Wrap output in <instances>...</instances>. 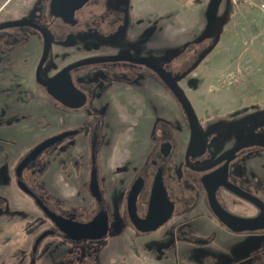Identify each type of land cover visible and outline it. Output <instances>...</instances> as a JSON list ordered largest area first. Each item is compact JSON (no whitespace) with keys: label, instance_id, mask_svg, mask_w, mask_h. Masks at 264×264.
<instances>
[{"label":"rangeland","instance_id":"1","mask_svg":"<svg viewBox=\"0 0 264 264\" xmlns=\"http://www.w3.org/2000/svg\"><path fill=\"white\" fill-rule=\"evenodd\" d=\"M46 1L49 5L50 0H6L0 10V19L16 7L18 13L29 9V17L36 15L43 22L54 19L48 37L55 54H50L42 77L49 70L56 72L84 58L118 54L148 60L166 70L181 87L204 124L219 121L224 123L226 131H231L233 125L246 128V132L238 129L233 135L224 136L221 139L224 147L264 137L260 132L261 127L264 129L263 55L258 54V68L253 75L228 72L230 75L218 76L208 85L211 77L207 69L213 68V61L204 64L206 54L213 48L211 57H219L220 45L215 47V43L224 32L219 36L218 33L207 36L201 28L191 29L190 21L185 20L189 10L187 3L180 7L174 0H111L116 4L108 13L103 6L92 2L78 15L82 18L93 14L97 20L90 28H97L98 32L80 35L78 41L66 40L64 46H59L53 44V35L64 32L65 25L48 14ZM170 7L180 8L172 11ZM24 31L23 28L0 31V71L4 73L0 76V264H264V230L249 232L252 252L235 259L233 248L245 241L241 240L243 234L207 224L199 214L207 212L202 200L197 202L200 211L196 207L198 211L185 212L181 207L180 215L158 232L139 235L132 231L123 213V200L127 197V184L135 167L151 157L152 131L159 125L153 116L182 128V131L177 130L176 136L180 147L184 148L187 139L184 111L164 84L153 81L152 71L129 62L76 69H99L104 77L78 81V88L93 100L78 111L67 110L36 86L34 69L42 52V38ZM29 35L39 38L38 45L29 39ZM64 35H67L66 31ZM30 42L34 44L31 46ZM244 42L240 41L239 47H244ZM85 55L88 56L83 58ZM92 55L97 56L89 57ZM12 80L18 87L10 84ZM26 90L30 91V99ZM95 120L104 122L100 186L104 192V206L111 210L107 237L73 245L61 235L46 237L37 254L33 255L35 239L45 230L52 229V225L18 190L14 177L17 167L47 136L84 127L78 137L39 156L37 167L44 165L43 174L36 176L38 180L33 186L52 210L60 214L73 211L86 222L97 208L88 188V138ZM257 120L260 122L255 123ZM159 126L165 131L171 128L167 123ZM257 156V163L264 164V152ZM73 157L79 170L71 171L63 164ZM27 173H24L25 177ZM196 225L204 230L194 231Z\"/></svg>","mask_w":264,"mask_h":264},{"label":"flooded vegetation","instance_id":"2","mask_svg":"<svg viewBox=\"0 0 264 264\" xmlns=\"http://www.w3.org/2000/svg\"><path fill=\"white\" fill-rule=\"evenodd\" d=\"M92 2L100 5L101 7L103 6L105 11H107L108 13H110V11L113 10V7H115V4H116L115 2H112L111 0H100V1L99 0L98 1L91 0L86 5H84L81 9H79L75 12V14H74L75 23L74 24H67L60 19L62 24L65 25L64 29H65L67 35H64L65 31L61 32V33H55L53 35V44L57 43L59 46H64L63 44L66 42V40L78 41L80 35H84V34L85 35H91L92 33L98 32L97 28H90V26L93 24V22L95 20H97L93 14H91L90 16L83 15L82 18L80 15H78L79 12L83 11L88 6V4H90ZM47 4H48V1H47ZM47 6L48 7L50 6V2H49V5H47ZM48 14L51 15L49 8H48ZM27 18H31L30 20L41 25L42 27H45L47 30V34H48V31L51 30L50 28L52 26V22L54 21V19H48L46 22H43L36 15H33L31 17L28 16ZM27 18H25V19H27ZM12 21H16V20H12ZM3 22H8V21H0V23H3ZM23 29L26 30L24 32H31V33H34V34L38 35L39 37H41L42 43H43V37L38 31H35L33 29H30V28H23ZM27 40H28V38H25V41H27ZM50 44H51V41H50ZM52 47H53V45H51L50 54H52V56H53L55 54V52H53ZM42 48H43V45H42ZM41 54H42V52H41ZM50 54H49L47 62L45 63L46 65L49 61ZM112 55L121 56L118 54H112ZM93 56H97V55H92L89 57H93ZM114 56H109V57H114ZM40 57H41V55L37 59L35 69H34L35 79H36V68H37L38 63L40 61ZM122 57H127V56H122ZM94 58H106V57H94ZM88 59H93V58H88ZM84 60H86V59L84 58ZM71 65H73V64L66 65V66L58 69L56 72H52L51 70H49V72H46L45 77H42V75H41V77L45 80L51 79V78L55 77L58 73H60L63 69H65ZM45 67L46 66L44 65L42 68V71L44 70ZM76 69H78V68H76ZM76 69L71 70L70 75H71L72 82L77 89H79L77 86L78 81L84 82V81H86V79L88 77H90L92 79H95L96 77H104V73L102 71H100L99 69H92V70L90 69L89 71H86V70H77L76 71ZM149 70L152 71L151 69H149ZM0 76L1 77L4 76V73L1 71H0ZM152 77H153V81L157 82L158 85H160V83L164 84L154 72H153ZM87 81H88V79H87ZM10 84L15 85L14 87H18L17 82L15 80H12ZM36 84H37L36 86H38L40 89H42L44 92L47 93V89L44 86L40 85L37 82V80H36ZM12 88H13V86L10 89L12 90ZM24 89H29V88H24ZM82 92L85 93L84 91H82ZM25 93L28 95V98L30 99L31 98L30 91L26 90ZM47 95L50 98V100L54 101L55 103H57L61 107L66 108L67 110H70V111H78V110L84 108V106H86L88 102H92V100H93V99L89 98V96L86 94L87 100H86V103L83 107H81L79 109H69V108L65 107V105L63 103L57 101L48 93H47ZM252 114H254V113H251V115ZM153 117L156 118L155 123L159 122V125H160V123H164V124L167 123V124H169V126H171V128L169 131H165L162 128H160V126L158 125V128L155 127L154 131H152V138L151 139L153 142V148H152V151L150 152L151 157L150 158L148 157L146 160H144L140 166L135 167L134 172L131 174L130 179H129L128 184H127V187H128L127 197H128V193H129L132 185L134 184V182L142 179L144 182V185H143V188H142V190L138 196L136 205H137L138 216L142 219H145L148 215V209H149L152 187H153V184H154L156 177L159 176L162 178V180L164 182V187L167 191L168 200L170 202H172L174 205V211H173L172 215L168 218L167 222H165L157 230H155L153 232H147V233L141 232L133 225V223L131 222V220L129 218L128 211H127V197H126L125 200H123V205H124L123 213L125 214V217L129 223L130 229L132 231H134L135 233H137L139 235H149V234L158 232L159 230H161V228H163L166 224H168L174 217H176V215H178V214L180 215V213H178V212H179L181 207L185 209V212L189 211L191 209L197 210V208H196V207H198L197 202L199 200H202L203 201L202 203L205 206V209L207 210V212L206 213L205 212H199V214H200V216H202V218L207 220L206 223L207 224L211 223L212 225L217 227L219 230H226L227 232L228 231L232 232L223 223H221L216 218L214 213L212 212L210 205H209L207 192H206V189H205L204 183H203V180H205L207 178L208 179L211 178L209 181L207 179L208 185H213L219 181L222 182L223 177H224V172L225 173L227 172V181L229 183H231L232 185L242 189L243 191L247 192L248 194L260 199L264 204V198L260 197L261 195L264 197V164L263 163H257L258 162L257 153L264 152V147L251 146V147L241 149L240 151L235 153L234 158L231 159L230 161L224 160L223 162L213 166L214 163H216V161L219 160L220 157H222L228 151L236 148L238 145H240L244 142H247V141H252V140H264V137L248 139V140H245V141H242L239 143H235L233 145H229L228 147H224V143H222V140H221L224 136L228 137L230 135H233V132L235 130H238V129L240 131L246 132V128L243 126L235 127L233 125V127H232L233 129L231 131H226L225 130L226 126L224 125V123H220L219 121H216L215 123H208L206 125L202 121H200L197 117L198 124L202 130V134H203L204 140L206 142L205 150L200 155V154H197L200 152L199 149H192L188 152V147H189L190 139H191V131H190L189 123H188L186 116L185 117L187 120V126H186V128H187V139L183 145L184 148L182 147L183 149L180 147V142L176 136L177 130L182 131V128L179 129L176 125L174 126L171 122L161 120V118L158 117L157 115H154ZM102 119H104V117H102ZM232 121L234 122L235 120L233 119ZM257 122H260V121L259 120L255 121V123H257ZM8 124H11V123H8ZM103 124H104V122L101 123L100 121H97V120L93 121V123L91 124V127H90V134H89V138H88V140H89L88 163L90 164V174H91L92 169L96 168L99 188L101 187L100 184H102V182H100V178H101V151H102L103 142H104V138H105L103 136V131H102ZM39 125H40V123H39ZM2 129H4V128H1V130ZM83 129L85 130L84 127H79V128H74V129H65L58 134H53V135L47 136L42 141L37 143V145L35 147H37L42 142H44L50 138H53V137H55L61 133H64L67 131H77V133L74 136L66 138V139L54 144L53 146H51L45 150V151H50V150L62 145L66 141L74 139L75 137H78L79 135H81L83 133ZM260 132H262L261 134H263L262 136H264V129L262 127L260 128ZM166 144H170V146H171V151L168 155L164 154L165 151L163 149V146ZM253 149H258V150L252 151ZM44 152H42L40 155H42ZM253 152H255V153H253ZM173 154H174V157H172ZM40 155H38L34 160H32L31 162H29L27 164V166L22 170L19 177L17 176V173L14 177H15V181H16V185H17L18 190L21 193H23L24 195H26L28 197V199L34 203L35 207L43 214L45 220H47L52 225V229H48V230L44 231V232H46V231H52L53 232V234L50 236H47V238L52 237V236L54 237L57 235H61L68 242H71L70 244H72V245H73V243L77 244L78 242H82L84 240L101 241V240L105 239L107 237V235L101 239H96V240L83 239V240L76 241V240L70 239L63 232L58 230L55 223L43 212L41 207L38 206V204L36 203V200L33 197H31L30 195L23 192L19 188L18 182L21 181L28 189H30L36 195V199H38L39 203L43 207L47 208L50 212H52L58 216H61V217L66 218V219L71 218L72 220L79 222V223H88L91 220H93V218H95L100 212H105L109 218V229H108V232H109L110 224H111V218H110L111 214H109L110 208L106 209L104 206V200L105 199H104V192L102 190V187L100 188V192H101V196H102L100 201H97L96 198L91 195V197L94 199V201L97 205V208L95 209V213L93 214V216L89 220H87L86 222L81 221L80 218L78 217V214L73 212V211H68L66 213L60 214L59 212L52 210L50 208V206L48 205V203L46 202V200L36 193L34 186H33V183L37 182V180H38V179H36L37 175L43 174L42 168L44 166L43 165V166L37 167V161H38V158ZM71 159H76V158L73 157ZM70 160L68 159L63 164L66 165L67 167H69L68 162ZM125 166L128 167L127 164ZM211 166H213V167H211ZM205 167H207L206 170H203V171L199 170V169H203ZM26 171H28V173H27V176L25 177L24 173ZM89 183H90V177H89ZM88 188H89V184H88ZM188 194H190V198L188 197ZM216 199L219 202V204L227 212H229L232 215L238 216V217L255 218L261 212L259 207L256 204H253L252 202L237 196L235 193H233L232 191H230L229 189L225 188L222 185L219 186V188L217 189ZM238 206H240V208H238ZM198 210L200 211V208ZM188 214L189 213H187V215ZM207 224H205V225H207ZM201 229L204 230V228H201L200 225L199 226L196 225V227L194 228V231L200 233ZM44 232H42L41 234H43ZM0 233H2L1 229H0ZM237 234H240V233H237ZM242 234L247 235V234H249V232H245ZM37 238L35 239V241L37 240ZM47 238H44L40 242L35 253H34V246H35V241H34L33 248H32L33 249V255L37 254L39 247H41L43 241ZM16 252L17 251H15V254H16ZM31 253H32V251H31Z\"/></svg>","mask_w":264,"mask_h":264},{"label":"water","instance_id":"3","mask_svg":"<svg viewBox=\"0 0 264 264\" xmlns=\"http://www.w3.org/2000/svg\"><path fill=\"white\" fill-rule=\"evenodd\" d=\"M90 1L91 0H50V14L55 18L61 19L67 24H74L75 12L81 9ZM10 28H30L35 31H38L42 35L43 48L40 61L36 68V80L40 85L44 86L47 89V93L49 95H51L57 101L63 103L65 107L69 109H79L85 105L87 100L86 94L74 86L70 75L71 70L94 64L114 63L120 61L142 65L147 67L148 69H151L170 90V92L184 111L185 116L187 117L191 131V139L188 147V152L192 149H199L200 152L197 154L200 155L204 152L206 142L204 140L202 130L198 124L197 116L194 112V109L191 103L189 102L188 98L186 97L184 91L168 75L166 70L162 69L158 65L148 60L114 56L106 58L86 59L77 62L63 69L55 77L45 80L41 77V71L43 66L47 62L51 51L50 39L48 37L46 28L42 27L41 25L35 23L30 19H22L0 23V31ZM76 133L77 131H67L39 144L31 152H29V154H27L23 161H21V163L18 165L16 171L17 176L19 177L22 170L27 166V164L34 160L46 149L66 138L74 136ZM251 146L264 147V140H252L238 145L236 148L228 151L222 157H220L219 160H217L213 166L223 162L224 160L230 161L234 158L235 153H237L241 149ZM163 149L165 151L164 154L168 155L171 151L170 144L164 145ZM206 169L207 167L199 170L203 171ZM207 179L203 180V183L207 192L209 205L212 212L221 223H223L229 230L234 233L255 232L264 230V204L260 199L248 194L242 189L229 183L227 181V172H224L222 182L219 181L213 185H208V181L211 178L208 179V181ZM143 185L144 182L142 179L135 181L132 185L127 197V211L133 225L139 231L147 233L157 230L165 222H167L168 218L172 215L174 211V205L168 200L167 191L164 187V182L162 178L157 176L152 187L148 215L145 219L140 218L137 214L136 203L138 196L143 188ZM221 185L235 193L237 196L248 200L253 204H256L261 211L260 214L255 218H242L227 212L216 199L217 189ZM18 186L23 192L30 195L36 200L38 206H40L43 212L55 223L58 230L63 232L70 239L76 241L83 239L96 240L101 239L107 235L109 229V218L105 212H100L95 218H93V220L88 223H79L72 220L71 218L66 219L61 216H58L50 212L47 208L43 207L39 203L38 199H36V195L30 189H28L21 181L18 182ZM89 191L91 195L96 198L97 201L101 200L102 196L99 188L96 168H93L90 174ZM52 234V231H46L37 238V240L35 241L34 253L36 252L40 242L44 238Z\"/></svg>","mask_w":264,"mask_h":264},{"label":"crops","instance_id":"4","mask_svg":"<svg viewBox=\"0 0 264 264\" xmlns=\"http://www.w3.org/2000/svg\"><path fill=\"white\" fill-rule=\"evenodd\" d=\"M5 1L0 0V10ZM263 1L249 0L245 3L243 0H181V3H178L180 7L186 3L189 6L185 20L190 21L191 29L201 28L207 36L213 33H218L219 36L221 32H228L226 37L224 33L220 35L215 43V47L220 45L217 51L218 58L211 57L213 48L207 51L204 64L208 60L213 61L211 66L213 68L207 69V74L211 77L207 81L208 85L216 81L218 76L230 75L228 72L234 75L250 76L258 68L256 62L258 54L261 53L264 57V13L254 4ZM45 5L47 7V1ZM180 7L170 8L172 11H177ZM18 10L17 7L10 9L9 14L0 21L21 20L28 17L29 9L22 10L20 13ZM29 39L38 45L39 38L36 35H29ZM242 40L246 45L239 47ZM34 42H30V45L32 46ZM252 45L254 48L251 49ZM218 63L219 65L215 67ZM242 238L241 240L245 241L239 242L238 246L233 248L235 259L246 257L252 252L251 243H248L251 241L249 235H243Z\"/></svg>","mask_w":264,"mask_h":264},{"label":"trees","instance_id":"5","mask_svg":"<svg viewBox=\"0 0 264 264\" xmlns=\"http://www.w3.org/2000/svg\"><path fill=\"white\" fill-rule=\"evenodd\" d=\"M174 1L177 2V3H181V0H174ZM68 165H69L68 168H70L71 171L74 170L75 168H76V169L78 168V170H79V167H77V164L75 163V159H71V160L68 162ZM69 174H70V173H69ZM136 254H138V253L136 252Z\"/></svg>","mask_w":264,"mask_h":264},{"label":"built area","instance_id":"6","mask_svg":"<svg viewBox=\"0 0 264 264\" xmlns=\"http://www.w3.org/2000/svg\"><path fill=\"white\" fill-rule=\"evenodd\" d=\"M245 3H248L249 0H243ZM252 3V2H251ZM253 4V3H252ZM255 7H257L259 10H261L264 13V1L259 4H254Z\"/></svg>","mask_w":264,"mask_h":264}]
</instances>
